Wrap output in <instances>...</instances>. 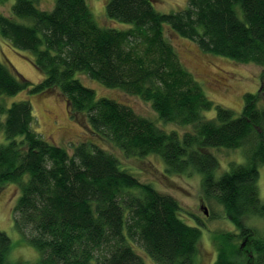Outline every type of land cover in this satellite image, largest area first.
<instances>
[{
  "label": "trees",
  "instance_id": "1",
  "mask_svg": "<svg viewBox=\"0 0 264 264\" xmlns=\"http://www.w3.org/2000/svg\"><path fill=\"white\" fill-rule=\"evenodd\" d=\"M9 0H0V6ZM15 0V17L0 13V36L29 52L44 75L34 84L0 60V187L16 185L15 228L40 253L30 264H194L203 237L182 219L183 207L124 169L97 143L82 141L73 153L35 131L33 105L7 98L59 91L71 118L126 158L159 156L168 175L203 179L207 201L220 204L238 232L213 237L215 264H264L260 169L264 167V0H189L182 11L163 14L154 0H109L107 15L129 30L101 26L87 0ZM165 26L203 52L263 68L262 88L246 94L240 115L210 100L167 38ZM150 103L158 122L190 127L167 132L131 106L98 98L78 75ZM216 111L208 119L206 112ZM211 149L242 150L244 163H220ZM120 151V152H121ZM11 238L0 231V264L11 260Z\"/></svg>",
  "mask_w": 264,
  "mask_h": 264
},
{
  "label": "rangeland",
  "instance_id": "2",
  "mask_svg": "<svg viewBox=\"0 0 264 264\" xmlns=\"http://www.w3.org/2000/svg\"><path fill=\"white\" fill-rule=\"evenodd\" d=\"M109 0H87L88 6L98 23L107 28L129 30L133 26L112 20L107 15ZM155 9L163 14L182 11L188 7L189 0H154ZM15 0H9L0 6V13L12 16ZM42 10L51 11L55 0H40L37 4ZM167 38L175 46L180 59L188 70L202 85L206 96L215 104L222 105L240 115L245 105L246 94H257L262 88L263 68L253 64H239L230 59L203 52L193 41L180 37L165 26ZM0 60L10 62L20 75L34 84L43 81L44 75L34 64L32 55L15 49L7 40L0 36ZM82 83L95 90L98 98H110L131 106L140 115L156 121L167 131L174 130L185 133L190 127H181L174 124L158 122V115L150 103L130 96L118 89H109L85 74L78 75ZM30 101L33 105L36 122L35 131L40 133L49 142L61 146L73 153L74 146L82 141L97 143L112 151L120 160L124 169L135 175L141 182L152 184L162 193L175 197L183 207L181 217L192 226H200L203 237L199 243L198 254L194 264H215L217 260V246L213 237L223 232H238L237 227L228 219L224 208L216 201H207L203 193V179L199 174L192 176L168 175L165 163L159 156H149L144 159L126 158L123 152L115 149L111 144L101 141L93 135L92 130L84 127L71 118L65 97L54 91L49 94L31 95L28 91L17 96L7 98V105L20 101ZM205 117H216V111L206 112ZM6 116L0 114V122ZM6 143V137L0 130V144ZM220 163L218 175L229 171L231 163H244L242 150L211 149ZM259 190L264 202V167L260 169ZM21 196L20 189L13 184L0 187V231L5 232L14 245L11 260L16 264L37 263L40 253L25 241L15 228L14 208ZM206 210L208 214H206ZM249 224L264 230V219L250 221ZM137 251L145 258L147 264H155L148 255L138 246Z\"/></svg>",
  "mask_w": 264,
  "mask_h": 264
},
{
  "label": "water",
  "instance_id": "3",
  "mask_svg": "<svg viewBox=\"0 0 264 264\" xmlns=\"http://www.w3.org/2000/svg\"><path fill=\"white\" fill-rule=\"evenodd\" d=\"M206 214H208V211L206 210V212H205Z\"/></svg>",
  "mask_w": 264,
  "mask_h": 264
}]
</instances>
